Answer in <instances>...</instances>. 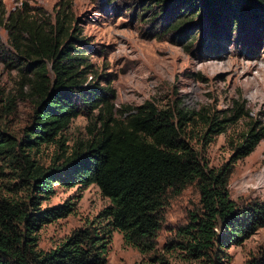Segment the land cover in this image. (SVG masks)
I'll list each match as a JSON object with an SVG mask.
<instances>
[{
  "label": "trees",
  "instance_id": "16d2710c",
  "mask_svg": "<svg viewBox=\"0 0 264 264\" xmlns=\"http://www.w3.org/2000/svg\"><path fill=\"white\" fill-rule=\"evenodd\" d=\"M152 1L155 7L163 4L156 16L173 11L174 20L169 23L173 30L198 16L188 18L179 5L201 2L215 39L219 33L225 35L230 25L236 26L234 11L239 1L255 16L258 9L264 11V0ZM71 24L63 7L53 21L25 9L8 14L0 9V26L6 29L13 50L7 64L18 70L20 89L27 87L25 96L33 107L30 124L17 136L3 126L14 102L10 97L3 103L0 99V177L8 166L19 181L6 184L8 193L0 192V264H106L111 230L119 231L124 243L141 254L154 253L168 193L180 194L191 184L198 188L200 211L191 213L189 223L180 228L187 238L184 247L192 255L209 257L212 264H222V247L239 243L264 226V201L239 205L230 199L229 165L210 168L202 151L226 129L224 122H234L246 112L223 119L199 113L195 119L145 102L118 114L100 89L85 85L90 64L85 51L74 46L78 39L70 33ZM80 115L93 124L91 138L80 142L61 163L41 164L32 152L56 141ZM197 123L202 124L201 132L188 130ZM263 138L264 127L245 132L235 147V159L251 153ZM92 183L110 200L99 214L109 230L89 225L72 231L50 251L38 249L37 230L72 211L69 203L42 210L40 199L54 193V184ZM15 186L25 193L23 198L10 194ZM249 264H264V259H252Z\"/></svg>",
  "mask_w": 264,
  "mask_h": 264
},
{
  "label": "rangeland",
  "instance_id": "374dc122",
  "mask_svg": "<svg viewBox=\"0 0 264 264\" xmlns=\"http://www.w3.org/2000/svg\"><path fill=\"white\" fill-rule=\"evenodd\" d=\"M162 6L155 7L152 0H0V9L3 7L7 14L25 9L49 21L65 8L72 18L70 33L78 39L74 46L85 51L90 64L85 85L100 89L118 114L145 102L158 109L180 110L195 119L199 113L223 119L237 111L246 112L234 122H224L226 129L202 154L210 168L229 165L230 199L239 205L264 201V138L251 153L235 159V147L241 144L242 135L264 127V11L258 9L255 16L247 4L239 1L234 11L236 26L230 25L225 35L217 32L219 37L215 39L201 2L179 5L188 18L198 16L177 30L170 28L175 15L172 10L156 16ZM193 35L196 37L191 42ZM12 55L7 31L0 26V99L3 103L10 97L14 102L13 112L3 126L8 133L22 136L31 122L33 107L25 96L27 87L20 89L18 70L7 64V56ZM92 127L89 119L80 115L56 141L42 144L32 155L44 166L59 164L80 142L91 138ZM201 128L202 124L197 123L188 130L201 132ZM193 143L200 149L197 139ZM4 172L0 192L6 194V184L19 181L12 167L5 166ZM53 188L52 195L40 199V209L69 203L72 211L37 230L38 249L50 251L72 231L89 225L109 230L107 220L99 214L110 200L96 184H54ZM10 194L16 198L25 196L16 186ZM199 211V191L194 184L180 194L168 193L157 250L141 254L124 243L119 231L111 230L106 264H212L205 255L190 254L184 247L187 238L180 232L189 223L190 214ZM219 257L222 264H249L252 259H264V226L241 242L222 247Z\"/></svg>",
  "mask_w": 264,
  "mask_h": 264
}]
</instances>
